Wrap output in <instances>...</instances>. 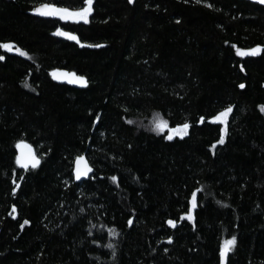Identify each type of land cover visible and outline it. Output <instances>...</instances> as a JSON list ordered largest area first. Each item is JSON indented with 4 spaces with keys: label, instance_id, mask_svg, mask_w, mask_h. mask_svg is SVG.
<instances>
[{
    "label": "trees",
    "instance_id": "obj_1",
    "mask_svg": "<svg viewBox=\"0 0 264 264\" xmlns=\"http://www.w3.org/2000/svg\"><path fill=\"white\" fill-rule=\"evenodd\" d=\"M42 4L83 0H0V43L27 53L0 49V264H220L233 235L229 264H264V52L236 54L264 48V7L95 0L90 23L77 24L34 15ZM55 69L88 86L55 82ZM228 106L221 145L223 126L210 121ZM154 112L170 128L190 124L188 134L168 140L128 123ZM20 141L39 168L15 163ZM83 154L94 174L76 183ZM193 192L194 224L181 219Z\"/></svg>",
    "mask_w": 264,
    "mask_h": 264
},
{
    "label": "snow or ice",
    "instance_id": "obj_2",
    "mask_svg": "<svg viewBox=\"0 0 264 264\" xmlns=\"http://www.w3.org/2000/svg\"><path fill=\"white\" fill-rule=\"evenodd\" d=\"M94 2L95 0H83V5L76 10H70L68 7H59L55 4H42L40 7L36 8L34 11V15H38L41 17H49V18H55L60 21H72L75 23L83 22L84 24L90 23V17L93 15L94 12ZM135 0H129V3H134ZM255 3L264 5V0H254ZM197 4L201 3V0H196ZM207 7L211 8L212 5L208 4ZM180 21L178 20L177 23ZM53 35L56 36H62L66 39L75 41L77 44L80 45V47H95L100 48L104 47V45L101 44H84L81 42L80 38L68 31H64L62 29H57L56 32L53 33ZM235 47V45L233 46ZM0 49H3L5 52H12L14 49L18 52L21 56H26L27 53L17 49L16 45L13 43H0ZM262 52H264V48L261 47H254L249 50H241L240 48H236V54L241 57H255L259 56ZM4 56H0V60H3ZM243 67H241V71H243ZM69 74L66 73H57L53 72L52 76L53 79H58L60 76H66ZM72 80H69V82H72L73 80L78 82L82 87H87L88 82L87 80L82 76H76L75 73L71 74ZM28 86L27 84L25 85ZM241 89L245 87L244 84L239 85ZM261 112H264V106H261ZM233 112V106H228L221 112H219L218 115L214 116L212 120L210 121L212 124H218L222 125V134L219 137L218 143L224 144L225 138L228 135L229 132V117ZM99 117H96V121L99 122ZM128 123H133L132 121H128ZM200 123H204V117L200 118ZM191 127L190 124L184 123L182 126L170 128L167 121H157L154 122V130L163 132L167 130L169 133H172L171 135L167 136L168 140H172L174 136H179L180 139H183L184 136L188 134V130ZM16 147L19 149V155L15 158V163L18 165L19 168L24 169L25 171L28 170H35L40 167L41 165V159L37 156L36 151L32 148L31 145L26 143H19L16 145ZM216 145H212V151L215 152ZM75 167H74V176L76 181H81L82 179H88L89 175L93 172V168L88 164L84 156H78L75 160ZM111 180L114 183H117L118 185V178L116 176L111 177ZM15 183V181H13ZM19 187V185H17ZM202 191V190H200ZM191 210L185 215L182 216L181 219H187L189 221H193L195 217L193 213L195 212L196 208L198 207L197 202V193L193 192L191 195ZM224 207H227V205H224ZM16 212V208H12V213ZM12 213H9L11 215ZM15 218V217H13ZM29 221L25 220L24 224H28ZM133 223L132 220L128 221V225L131 226ZM168 225L172 228H175L177 226L176 220H168ZM195 226V225H194ZM110 233L113 235V237H117L119 235L118 232H116L115 229H109ZM173 241L169 240L168 243L171 244ZM107 247L111 250H113V257H115V245L112 243H109ZM237 247V237L235 235L231 236L230 239H225L219 250V260L220 264H229L230 261V255L235 252V249Z\"/></svg>",
    "mask_w": 264,
    "mask_h": 264
},
{
    "label": "water",
    "instance_id": "obj_3",
    "mask_svg": "<svg viewBox=\"0 0 264 264\" xmlns=\"http://www.w3.org/2000/svg\"><path fill=\"white\" fill-rule=\"evenodd\" d=\"M245 1H249V2H251V3H255L254 2V0H245ZM255 4H257V3H255ZM258 5H260V6H263L264 7V5H261V4H258ZM53 72H57V73H66V74H69V75H66V76H60L58 79H53V76H52V73ZM72 73H75V72H72V71H68V70H66V69H55V70H53L52 72H51V76H52V79L55 81V82H57V83H59V84H62V85H67V86H70V87H73V88H76V89H84V88H86V87H82L78 82H76V81H72V82H69V80H72V77H71V74ZM76 74V76H82V75H79V74H77V73H75ZM82 77H84V76H82ZM85 78V77H84ZM86 79V78H85ZM87 80V79H86ZM88 82V81H87ZM230 118V117H229ZM21 142H23V143H26V144H29V143H27V142H25V141H20L19 143H21ZM18 143V144H19ZM30 145V144H29ZM32 146V145H31ZM32 148L34 149V147L32 146ZM16 150H17V156L19 155V149L16 147ZM35 150V149H34ZM37 154V153H36ZM38 156V155H37ZM81 156H84L85 157V159H86V161L88 162V164L91 166V164H90V162H89V160H88V158H87V155L86 154H83V155H81ZM77 158V157H76ZM76 160V159H75ZM75 162V161H74ZM74 167H75V163H74V165H73V177H74V181L76 182V183H82V182H84V181H87L93 174H94V168H93V172L89 175V178L88 179H82L81 181H76L75 180V176H74Z\"/></svg>",
    "mask_w": 264,
    "mask_h": 264
},
{
    "label": "rangeland",
    "instance_id": "obj_4",
    "mask_svg": "<svg viewBox=\"0 0 264 264\" xmlns=\"http://www.w3.org/2000/svg\"><path fill=\"white\" fill-rule=\"evenodd\" d=\"M40 7V6H39ZM35 11V10H34ZM72 22V21H71ZM264 114V112H263ZM130 121H132L133 123H131L133 126H135L138 129H143V130H147L150 132H154L157 134H163L166 133V136L171 135L172 133H169L167 130L163 131V132H159L154 130V122L157 121H167L159 112H154L149 118L147 119H129ZM128 120V121H129ZM169 125V124H168ZM179 127V126H178ZM175 137H179V136H174ZM173 138V139H174Z\"/></svg>",
    "mask_w": 264,
    "mask_h": 264
}]
</instances>
